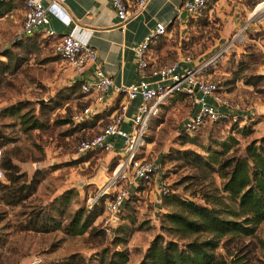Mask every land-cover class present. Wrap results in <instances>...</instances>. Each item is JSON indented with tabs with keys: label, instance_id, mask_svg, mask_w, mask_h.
<instances>
[{
	"label": "rangeland",
	"instance_id": "374dc122",
	"mask_svg": "<svg viewBox=\"0 0 264 264\" xmlns=\"http://www.w3.org/2000/svg\"><path fill=\"white\" fill-rule=\"evenodd\" d=\"M243 3L253 13L251 25L237 30L232 41L214 44L222 24L204 12L196 20H183L181 27L175 20L170 36L159 38L147 53L153 67L176 62L178 53L212 60L205 68L206 81L216 84L228 106H239L234 118L242 129L232 132L229 120L206 124L188 139L180 127L192 112L191 100L165 99L148 124L141 150L146 160L157 164V179L130 191L109 238L101 232L98 207L89 209L117 158L77 153L78 143L108 121L98 124L88 118L80 126L72 119L84 105L79 89L72 86L71 70L54 56L53 41L38 36L16 41L21 5L13 2L12 10L0 18L1 168L6 163L15 168L13 184L6 170L0 182V264H20L33 257L39 264H107L113 252L126 253L124 264H139L157 235L181 244L160 229L161 216L175 211L164 204L169 196L208 204L222 218L234 220L227 212L237 206L222 192L225 179L216 173L218 164L241 158L247 145L264 137V9H251L248 0ZM16 109L21 110L18 116L24 115L22 120ZM29 120L40 128L29 130V123H22ZM160 180L170 190L167 196L157 192ZM66 192L69 196L62 197ZM78 211L90 220L89 228L79 236L66 235L63 228ZM205 237L210 236L197 239ZM214 255L224 264H264V224L250 237H223Z\"/></svg>",
	"mask_w": 264,
	"mask_h": 264
},
{
	"label": "built area",
	"instance_id": "2783aa9c",
	"mask_svg": "<svg viewBox=\"0 0 264 264\" xmlns=\"http://www.w3.org/2000/svg\"><path fill=\"white\" fill-rule=\"evenodd\" d=\"M7 1V0H0ZM22 4L23 19L16 34V41L40 35L54 42L53 54L72 72L76 82H79V93L93 104L101 105L112 82L99 69H92L96 60L93 48L87 46L70 32L56 37L47 29L48 17L54 18L60 24H69L65 8L58 0H15ZM146 0H107L109 8L114 12L119 26L136 16L143 8ZM210 0H185L182 2L175 20L181 22L179 14L185 13V20H196L202 16ZM263 5L264 0L257 3L253 9ZM166 34V27L155 24L143 42L134 51L136 68L141 79L127 86L116 89L121 98L116 112L107 124L93 136L81 140L77 145L78 154L91 152H116L117 164L105 185L99 189L92 199L90 208L102 203L103 212L100 218L102 233L111 237L119 223L120 214L130 199V189L135 190L139 184L156 181L158 166L154 161L146 160L142 155V147L148 124L157 116L162 102L173 96H185L191 100L192 112L183 120L180 132L192 136L206 124L224 121L236 123L234 114L238 113V105H229L220 98L217 86L206 81L205 68L212 62H193L185 56L182 62H173L153 67L148 61L147 51L150 46ZM184 65V66H183ZM195 89V91H194ZM133 106L131 115H127L128 104ZM90 118L86 108L79 115L73 116L76 123ZM2 143L0 139V182L4 181V171L1 168ZM159 196L170 193L163 182L157 183ZM20 264H39L37 257L30 258Z\"/></svg>",
	"mask_w": 264,
	"mask_h": 264
},
{
	"label": "trees",
	"instance_id": "16d2710c",
	"mask_svg": "<svg viewBox=\"0 0 264 264\" xmlns=\"http://www.w3.org/2000/svg\"><path fill=\"white\" fill-rule=\"evenodd\" d=\"M212 1L210 0L209 3ZM260 1L262 0H248V5L253 9ZM13 2L21 4L15 0L0 2V18L12 10ZM37 36L41 37L34 35L24 39H33ZM72 86L79 89V82H74ZM116 105L117 103L110 108L111 112L116 109ZM20 111V109H16L17 116ZM23 117L24 115L18 116L20 120ZM100 119V115L90 117V120H96L97 123ZM90 120H85L77 125L84 126ZM103 121H106V118L100 123ZM22 123H29V130L40 128L36 120L22 121ZM239 129L242 128H237L236 123L230 127L232 132H237ZM185 137L192 138L191 136ZM3 166L2 170L9 172L7 176L9 183L13 184L14 166L9 163ZM216 173L220 178L225 179L222 192L236 203V211L228 210L227 212V215L234 220L222 218L217 210L208 204L205 205L202 202L199 204L194 199L187 197L169 196L164 200V204L173 206L175 211L167 212L161 216L160 229L168 236L177 237L181 244L173 238L166 241L161 235H157L149 244L139 264H224L214 255L220 240L225 236H230V238L250 237L254 235L258 225L264 224V137L247 145L241 158L223 160L218 164ZM69 193L66 192L62 197L69 196ZM95 207H98L99 215H101L103 212L101 201L89 210ZM89 222L90 220L88 221L86 217L82 218V212L78 211L70 219L68 225L63 228V231L69 236L82 235L87 232ZM115 231L116 228L114 233ZM202 234L210 237L206 238V236L199 241L197 236ZM192 236H194L193 239L186 241ZM126 261L125 252H113L107 264H124Z\"/></svg>",
	"mask_w": 264,
	"mask_h": 264
},
{
	"label": "crops",
	"instance_id": "0c3cea01",
	"mask_svg": "<svg viewBox=\"0 0 264 264\" xmlns=\"http://www.w3.org/2000/svg\"><path fill=\"white\" fill-rule=\"evenodd\" d=\"M183 1L185 0H146L143 8L136 16L119 26L107 0H58L67 12L69 24L64 26L49 16L47 29L53 31L57 38L72 32L76 38L93 48L96 53V60L92 67L87 69L86 76L91 73L92 69H99L112 82V86L107 90L101 105L93 104L86 97H81L79 100L84 105V109L89 110L90 117L101 116L98 124H101V120L105 118L108 121L116 112L121 100L116 89L136 83L141 79L136 68L135 48L143 42L155 24L165 26L166 34L164 37H169ZM243 2L244 0H216L208 9L209 3L204 11L207 18H218L222 24L214 44L224 45L229 38L232 41L237 30L241 28L246 30L251 25L253 13ZM20 16L22 22V6ZM184 21L181 20L178 26L181 27ZM183 57L185 56L178 53L177 61L182 62ZM191 60L194 63L202 61ZM76 81L77 78L72 74V83ZM115 103H117L116 109L111 112L110 108ZM136 103L128 104V116L132 114L133 106ZM115 153L110 154L115 155ZM129 189L132 191L131 187Z\"/></svg>",
	"mask_w": 264,
	"mask_h": 264
},
{
	"label": "water",
	"instance_id": "95a60500",
	"mask_svg": "<svg viewBox=\"0 0 264 264\" xmlns=\"http://www.w3.org/2000/svg\"><path fill=\"white\" fill-rule=\"evenodd\" d=\"M179 19L180 20H185V13L184 12H181L180 14H179ZM194 91H195V89H194Z\"/></svg>",
	"mask_w": 264,
	"mask_h": 264
},
{
	"label": "bare ground",
	"instance_id": "6f19581e",
	"mask_svg": "<svg viewBox=\"0 0 264 264\" xmlns=\"http://www.w3.org/2000/svg\"><path fill=\"white\" fill-rule=\"evenodd\" d=\"M263 5H260L259 7H257V10H263V7H262Z\"/></svg>",
	"mask_w": 264,
	"mask_h": 264
}]
</instances>
